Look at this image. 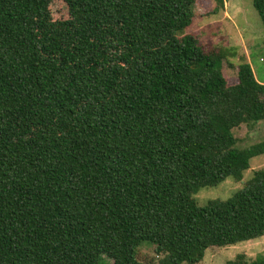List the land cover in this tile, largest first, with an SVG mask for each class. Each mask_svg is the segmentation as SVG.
Listing matches in <instances>:
<instances>
[{"label":"trees","instance_id":"1","mask_svg":"<svg viewBox=\"0 0 264 264\" xmlns=\"http://www.w3.org/2000/svg\"><path fill=\"white\" fill-rule=\"evenodd\" d=\"M52 2L0 0V264H143V242L196 264L264 236V169L193 198L264 154L232 132L264 120V83L243 61L227 83L226 50L185 33L197 0Z\"/></svg>","mask_w":264,"mask_h":264},{"label":"rangeland","instance_id":"2","mask_svg":"<svg viewBox=\"0 0 264 264\" xmlns=\"http://www.w3.org/2000/svg\"><path fill=\"white\" fill-rule=\"evenodd\" d=\"M216 11L215 2L197 0L194 16L185 33L192 34L202 47H221L226 50L227 60L223 62L222 72L227 83L236 82V65L243 61L249 63L255 78L264 83V27L252 4V0H221ZM219 3V4H220ZM54 19L67 17L62 0H53ZM237 146L243 148L264 141V120L253 126L241 124L233 128ZM257 169H264V154L250 159L239 181L228 176L216 186L200 188L193 198L200 206L211 199H227L240 188ZM264 251V236L228 246H210L205 250L203 259L196 264H225L237 254L253 259ZM137 259L143 264H159L153 245L143 242L137 249Z\"/></svg>","mask_w":264,"mask_h":264}]
</instances>
